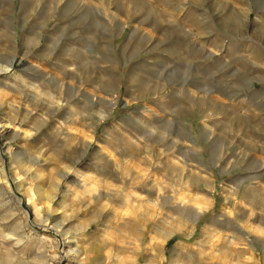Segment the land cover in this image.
<instances>
[{"label": "rangeland", "instance_id": "1", "mask_svg": "<svg viewBox=\"0 0 264 264\" xmlns=\"http://www.w3.org/2000/svg\"><path fill=\"white\" fill-rule=\"evenodd\" d=\"M223 253L264 264V0H0V264Z\"/></svg>", "mask_w": 264, "mask_h": 264}, {"label": "bare ground", "instance_id": "2", "mask_svg": "<svg viewBox=\"0 0 264 264\" xmlns=\"http://www.w3.org/2000/svg\"><path fill=\"white\" fill-rule=\"evenodd\" d=\"M147 216V215H146ZM134 218H133V221H136L135 222V224H132L133 226L134 225H136V223L137 222H144V224L146 225V227H144L145 229H142V231L143 232H147L148 230H150L151 231V228H149L148 226H147V223L148 222H150V219L148 218V217H144L145 219L143 220V216H139L138 214H136L135 216H133ZM132 221V222H133ZM131 222V223H132ZM130 223V222H129ZM133 226H131V227H133ZM138 227V226H137ZM138 229V228H137ZM137 229H135L136 231H137ZM153 229H155V228H153ZM152 229V230H153ZM129 230V229H128ZM134 230V229H133ZM154 231V230H153ZM160 231V230H159ZM131 232V231H130ZM136 233V232H135ZM150 242V241H149ZM180 262H182V263H184V259L182 258L181 260H180ZM228 263V261H227V257H226V254L225 253H223V256L220 258V259H214V257H212V259H209V261H203L202 263H197V264H227Z\"/></svg>", "mask_w": 264, "mask_h": 264}]
</instances>
